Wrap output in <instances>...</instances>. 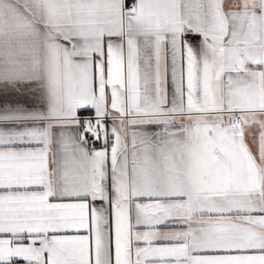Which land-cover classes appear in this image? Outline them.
I'll return each instance as SVG.
<instances>
[{"label":"snow or ice","instance_id":"obj_1","mask_svg":"<svg viewBox=\"0 0 264 264\" xmlns=\"http://www.w3.org/2000/svg\"><path fill=\"white\" fill-rule=\"evenodd\" d=\"M0 264H264V0H0Z\"/></svg>","mask_w":264,"mask_h":264}]
</instances>
